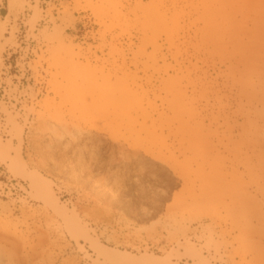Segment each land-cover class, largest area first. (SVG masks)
<instances>
[{
    "label": "rangeland",
    "instance_id": "obj_1",
    "mask_svg": "<svg viewBox=\"0 0 264 264\" xmlns=\"http://www.w3.org/2000/svg\"><path fill=\"white\" fill-rule=\"evenodd\" d=\"M0 142V264H264V0H0Z\"/></svg>",
    "mask_w": 264,
    "mask_h": 264
},
{
    "label": "bare ground",
    "instance_id": "obj_2",
    "mask_svg": "<svg viewBox=\"0 0 264 264\" xmlns=\"http://www.w3.org/2000/svg\"><path fill=\"white\" fill-rule=\"evenodd\" d=\"M4 147L5 146H3V144L0 142V150H3ZM17 155L18 157L20 156L19 153H17ZM27 179L31 182V186L35 193L42 199L44 203L49 204L52 209L62 217V219L68 226H71L73 227V229H77L79 231L83 230L82 222L78 216L76 209H65L60 206L58 198L54 194L53 188L51 187V183L45 176H43L37 170H30L28 172ZM83 235L91 241V235L85 233H83ZM93 239L94 238H92L91 241V250L92 253L96 256L95 259H99L100 261H107L111 264H170L172 262L169 255L159 256L149 254L144 256H136L129 251H121V253H118L114 250L113 247L105 243H101L98 240L93 241ZM79 244L81 243L79 242ZM92 253L89 252L90 255ZM186 264L199 263L188 262Z\"/></svg>",
    "mask_w": 264,
    "mask_h": 264
}]
</instances>
